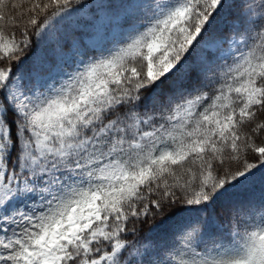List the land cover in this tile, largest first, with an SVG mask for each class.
<instances>
[{"label":"snow or ice","instance_id":"obj_1","mask_svg":"<svg viewBox=\"0 0 264 264\" xmlns=\"http://www.w3.org/2000/svg\"><path fill=\"white\" fill-rule=\"evenodd\" d=\"M0 264H264V0H0Z\"/></svg>","mask_w":264,"mask_h":264},{"label":"trees","instance_id":"obj_2","mask_svg":"<svg viewBox=\"0 0 264 264\" xmlns=\"http://www.w3.org/2000/svg\"><path fill=\"white\" fill-rule=\"evenodd\" d=\"M218 27H224V23L223 22H220L219 24H218ZM226 30V29H225ZM86 32L87 31H91L90 29H86L85 30ZM45 52H47V49L45 48ZM29 56H31V52H29V54H28ZM27 57H25V60L27 61ZM229 61H231V60H229ZM28 63H29V65H30V61H28ZM254 162V161H253ZM235 167V166H234ZM252 195H254V197L256 198V199H258L259 198V195H260V187H259V185H257L256 186V188H255V190H254V193H252ZM244 198V196H243V194H238V195H235V196H233L232 197V199H243ZM224 209V203H222V204H220V205H217V211L218 212H220V211H222ZM258 215V214H257ZM160 219H161V217H156L155 218V220H148V222L146 223V224H144V225H138V226H141L142 228H143V232H142V235L144 234V233H147L148 232V229L149 228H152V227H154L157 223H159V221H160Z\"/></svg>","mask_w":264,"mask_h":264},{"label":"rangeland","instance_id":"obj_3","mask_svg":"<svg viewBox=\"0 0 264 264\" xmlns=\"http://www.w3.org/2000/svg\"><path fill=\"white\" fill-rule=\"evenodd\" d=\"M225 47H227V45ZM228 62L230 63L231 61H228Z\"/></svg>","mask_w":264,"mask_h":264}]
</instances>
